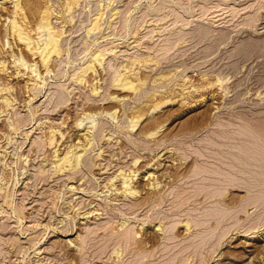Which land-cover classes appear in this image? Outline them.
<instances>
[{
    "label": "rangeland",
    "instance_id": "1",
    "mask_svg": "<svg viewBox=\"0 0 264 264\" xmlns=\"http://www.w3.org/2000/svg\"><path fill=\"white\" fill-rule=\"evenodd\" d=\"M20 1L33 27L46 6L55 8L56 23L68 30L67 42L62 41L68 51L53 60L48 86L31 92L13 53L30 61L39 57L7 31L12 3L0 7V62L7 65L5 70L0 65V81L14 84L9 95L16 97L9 107L0 99V264H36L43 256L45 264H264V184L253 156L264 155L257 148H264V0ZM68 1L74 3V22ZM97 13L105 17L102 29L87 31ZM110 46L120 53L109 52ZM103 47L110 54L105 67L98 64V73L89 72L87 81L75 80L74 70ZM115 68L143 82L120 90L113 81ZM92 81L100 84L99 93L90 90ZM29 92L38 93L31 103ZM112 94L124 95V101ZM116 107L119 122L98 114L99 126L114 130L112 140L97 136V150L72 179L65 172L54 176L50 156L77 139V119L86 110ZM137 115L142 119L130 127ZM51 124L67 131L64 138L58 134V145L47 141ZM99 147L103 152L97 155ZM120 167L137 170L132 182L139 194L111 186ZM147 170L155 172L152 180ZM120 179H114L118 187ZM249 196L261 199L256 203ZM89 207L97 212L88 215Z\"/></svg>",
    "mask_w": 264,
    "mask_h": 264
},
{
    "label": "bare ground",
    "instance_id": "2",
    "mask_svg": "<svg viewBox=\"0 0 264 264\" xmlns=\"http://www.w3.org/2000/svg\"><path fill=\"white\" fill-rule=\"evenodd\" d=\"M8 1H10L12 4H10V5H12V7H13V9H12V14L11 15H6V18H7V23H6V29H7V31L9 32V33H12V35L14 34L15 36H17L16 38L17 39H19V41L20 42H22L24 45H25V47L31 52V53H33L34 54V56L35 57H39L38 59L36 58V59H32V61H30V60H28V58L27 57H24V55L23 54H20L19 56H17V54L14 52L13 53V55H14V57H15V64H17L16 66L18 67H16L17 68V71H18V73H20V74H22V75H24V76H26L27 77V79H26V84H27V86L26 87H28L29 86V89L31 88V92L34 90V89H36V91L39 89V88H43L45 85L46 86H48L46 83L48 82L47 81V74L49 73V74H51V72L53 71V66H52V62H53V60L55 59V58H59L60 57V59H61V57L64 55V53L66 52V50L67 49H65V46L62 44L63 42L62 41H64L63 39H67L68 37H67V35L65 34V27H63V26H65V22L66 21H64V23H62V24H64L63 26H61V25H59V24H57L56 22H57V20L56 19H54V17H59V16H57L56 14H54V11H55V8H51L50 7V5L49 6H46V8L43 10V12H42V15H41V19H40V21L37 23V25H36V27H33V26H31L32 24L31 23H29V21H28V19H27V14H26V12H25V9H24V6L21 4V1L20 0H0V7H1V9L3 8H6L7 7V5H6V3L8 2ZM53 1V0H52ZM79 0H74V3L76 2H78ZM173 1H175V0H173ZM41 2V1H40ZM54 2V1H53ZM53 2H51V3H53ZM69 2V1H68ZM71 2H72V0H71ZM46 3V2H45ZM70 3V2H69ZM74 3L73 4H68V8L67 9H69L68 11H69V16L71 15V18H72V9H73V5H74ZM175 3V2H174ZM47 4H49V3H47ZM54 4V3H53ZM67 4V2L65 3V5ZM102 4V3H101ZM176 5H177V3H175ZM64 5V6H65ZM77 5V4H76ZM80 5V4H79ZM78 5V6H79ZM53 6V5H52ZM78 6H76V7H78ZM174 6V5H173ZM60 7V6H59ZM63 7V6H62ZM172 7V6H171ZM43 8V7H42ZM108 8V7H107ZM175 8V7H174ZM174 8H172V10L174 9ZM235 8V7H234ZM65 9H66V7H65ZM119 9V8H118ZM156 9V8H155ZM58 10H60V12H61V9H58ZM114 10V9H113ZM66 11V10H65ZM68 11H67V13H68ZM71 11V12H70ZM117 11V10H116ZM175 11V10H174ZM4 12V11H3ZM62 12H64L63 10H62ZM61 12V13H62ZM98 12V11H97ZM118 12V11H117ZM57 13V12H56ZM65 14V13H64ZM213 14V13H212ZM0 15H2V13L0 12ZM18 15H21V17H22V19L20 18L19 19V17H18ZM58 15H59V13H58ZM61 15V14H60ZM211 15V14H210ZM207 16V15H206ZM62 17V16H61ZM66 17V16H65ZM103 17V16H102ZM105 17H103V18H101V14L100 13H97V14H95L94 15V17H93V19H92V21H91V25L87 28V31H97V29H99V28H101V19H104ZM73 21L72 22H74V16H73ZM205 19H207V18H205ZM209 19V18H208ZM63 20V19H62ZM105 20V19H104ZM61 21V20H60ZM213 21H215V20H213ZM63 22V21H62ZM104 22V21H103ZM208 22V21H207ZM247 22V21H246ZM69 23V22H68ZM216 23V22H215ZM31 24V25H30ZM105 24H106V22H105ZM66 25H67V23H66ZM204 25V24H203ZM207 26V25H206ZM205 25H204V27H206ZM33 27V28H32ZM208 27V26H207ZM210 27V26H209ZM208 27V29L210 30V28ZM68 28V27H67ZM103 28H104V25H103ZM212 28V27H211ZM102 29V28H101ZM100 29V30H101ZM185 30V29H184ZM68 31V30H67ZM66 31V32H67ZM102 31V30H101ZM33 32H34V34L35 33H37V35L36 36H34L33 35ZM100 32V31H99ZM186 32V31H185ZM71 33H73V32H71ZM91 33V32H90ZM89 34V33H88ZM14 35H13V37H14ZM65 35H66V37H65ZM105 36V35H104ZM141 38H142V36H141ZM258 38V37H257ZM65 39V41H64V44H65V42H67V40ZM258 39H260V38H258ZM69 40V39H68ZM248 40V39H247ZM244 41V40H243ZM260 41V40H259ZM6 42H7V44L8 45H12V41L9 39V36L6 38ZM5 42V43H6ZM248 42H250V41H248ZM238 44V43H237ZM264 44V43H263ZM68 46H69V43H68ZM116 46V45H115ZM115 46H113V47H111V48H109V52H112V51H114V52H116V49H115ZM254 47H255V45H253ZM243 47V46H242ZM104 48V47H103ZM118 48H119V46H118ZM250 48V47H249ZM105 49V48H104ZM104 49H97V50H95V51H93L92 53H91V56H90V58L87 60V61H85L83 64H81V65H79L75 70H74V72L72 73L73 75V78L75 79V80H79V81H81V82H84V81H87V75L89 74V72H97V69H98V64L100 65V67L102 66V67H105V65L103 64V62H104V60H105V58H106V55L108 54L107 52L108 51H106V49L104 50ZM123 49V48H122ZM253 49V48H252ZM248 50V49H247ZM255 50V49H254ZM68 51V50H67ZM259 51V50H258ZM70 52V51H69ZM118 52L119 51H117L116 53L118 54ZM122 52V51H121ZM115 53V54H116ZM120 53V52H119ZM125 53V52H124ZM247 53V52H246ZM108 55H110V54H108ZM133 56H134V54H133ZM113 57V56H112ZM135 57H137L136 55H135ZM139 58V57H138ZM156 60H157V58L156 57H154ZM134 59V58H133ZM140 59V58H139ZM145 59V58H144ZM58 60V59H57ZM135 60H137V59H135ZM141 60V59H140ZM151 60H152V58H149V59H147V61L148 62H150L151 63ZM156 60H154V61H156ZM159 60V59H158ZM110 61H111V58L109 59V61H108V63H109V65H110ZM130 61H131V59H130ZM134 61V60H133ZM138 61V60H137ZM137 61H135V62H137ZM147 61H145L146 63H148ZM153 61V62H154ZM160 61V60H159ZM158 61V62H159ZM141 62V61H140ZM140 62L137 64V65H139V67H140ZM152 62V63H153ZM157 62V61H156ZM2 63L3 64H5L6 62H4V60L2 61ZM2 63L0 62V65H1V67L3 66L2 65ZM129 63V62H128ZM124 64V65H128L127 67H129V64ZM132 63H134V62H132ZM132 63H130L131 65H134V64H132ZM142 63V62H141ZM154 64V63H153ZM122 65V64H121ZM144 65V64H143ZM145 65H147V64H145ZM150 65H152V64H150ZM158 65V64H157ZM6 67H7V65H5ZM5 66H3L2 67V69H4L5 70ZM113 66V65H112ZM142 66V65H141ZM149 66V65H148ZM152 66H154V65H152ZM101 67V68H102ZM107 67V66H106ZM115 67V66H114ZM121 67V66H120ZM138 67V68H139ZM146 67V66H145ZM109 68V67H108ZM107 68V69H108ZM132 68V66H130V69ZM137 68V67H136ZM151 68H153V67H151ZM21 69H25L23 72L21 71ZM55 69V68H54ZM104 69V68H103ZM116 70L114 71V73H113V81H114V83H115V85L117 86V88H119L120 90H126V89H128V88H137V86H138V84L139 83H142L143 81H141V80H139L140 82L138 83L137 81H136V79L134 78H132V77H130V74L128 73V71L127 70H125V71H122V70H120V68H115ZM123 69V68H122ZM139 70V69H138ZM8 71V70H7ZM108 71H110V70H108ZM131 71V70H130ZM54 72V71H53ZM98 73V72H97ZM100 73V72H99ZM134 73V72H133ZM133 73H131V74H133ZM137 73V72H136ZM160 73V72H159ZM201 73H204V72H201ZM96 74V73H95ZM161 74H163V73H161ZM178 74V73H177ZM16 75V74H15ZM19 75V74H18ZM98 75V74H97ZM108 75V74H107ZM134 75H136V74H133V76ZM139 75V74H138ZM186 75V74H185ZM207 75V74H206ZM23 76V77H24ZM137 76V75H136ZM162 77V76H161ZM164 77V76H163ZM181 77H182V75H181ZM184 77V76H183ZM182 77V78H183ZM9 78V77H8ZM99 78V77H98ZM186 77H184V79H185ZM138 79V78H137ZM142 79V78H141ZM163 79V78H162ZM189 78H187V80H188ZM165 80V79H164ZM178 80V79H177ZM182 80V79H181ZM187 80H186V82L185 83H188L187 82ZM193 80V79H192ZM216 80H220V82L222 81V78H221V76H218V78L216 79ZM97 81V80H96ZM159 81V80H158ZM176 81V80H175ZM182 81H184V80H182ZM182 81H180V82H182ZM191 81V80H190ZM189 81V82H190ZM223 81H225V80H223ZM108 80H107V84H108ZM160 82V81H159ZM178 82H179V80H178ZM218 82V81H217ZM92 83V89L90 88V90H93V92H97V93H99V91H100V87H99V85L96 83V82H91ZM110 83V82H109ZM169 83V82H168ZM173 83H175V82H173ZM191 83V82H190ZM209 83V82H208ZM223 83V82H222ZM48 84H49V82H48ZM164 84V83H163ZM166 84V83H165ZM184 84V83H183ZM192 84V83H191ZM213 84V83H212ZM13 85L14 84H9V83H3V81H0V99H2L5 103V105L6 106H13L14 105V98H16L15 96L14 97H12V96H10L9 95V92L11 91V89L13 88ZM114 85V86H115ZM146 85V84H145ZM156 85V84H155ZM171 85V84H170ZM195 85V84H194ZM209 85V84H208ZM210 85H211V83H210ZM108 86V85H107ZM159 86V85H158ZM173 86V85H172ZM171 86V87H172ZM177 86V85H176ZM182 86V85H181ZM186 86V85H185ZM201 86V85H200ZM203 86V85H202ZM206 86V85H205ZM104 87V86H103ZM109 87V86H108ZM170 87V86H169ZM220 87H222L221 85H220ZM15 88V87H14ZM107 88V87H106ZM140 88V87H139ZM159 88V87H158ZM157 88V89H158ZM161 88V87H160ZM159 88V89H160ZM191 88V87H190ZM225 88V87H224ZM28 89V90H29ZM33 89V90H32ZM45 90V93L42 95V96H44L45 95V98H47L48 99V94L46 95V89L47 88H44ZM102 89V88H101ZM108 89V88H107ZM156 89V88H155ZM157 89H156V92H158L157 91ZM197 89H198V87H197ZM200 89V88H199ZM165 90V89H164ZM180 90H182V89H180ZM180 90H179V93H181L180 92ZM184 90V89H183ZM186 90V89H185ZM50 91V90H49ZM54 91V90H53ZM138 91V90H137ZM140 91V90H139ZM138 91V92H139ZM163 91V90H162ZM189 91V90H188ZM8 92V93H7ZM144 92V91H143ZM151 92H152V90H151ZM155 92V93H156ZM160 92H161V90H160ZM172 92V91H171ZM185 92V91H184ZM35 94L33 95V96H31L30 94V92H29V95H30V99L28 100V102L29 103H31L32 102V100H34V98H35V96H37V94L38 93H36V92H34ZM52 93V92H51ZM50 93V94H51ZM72 93V92H71ZM102 93V92H101ZM135 93H136V91H135ZM141 94V97L143 96L142 95V91L140 92ZM145 93H147V91L145 92ZM11 94V93H10ZM49 94V95H50ZM89 94V93H88ZM186 94H187V92H186ZM12 95H14L13 93H12ZM61 95V94H60ZM126 95V94H125ZM139 94H137L135 97H137ZM148 95H150L149 93L146 95V96H148ZM69 96V95H68ZM78 96V95H77ZM91 96V95H90ZM39 97V96H38ZM111 97L112 98H115V99H117V100H123L124 98H125V96L124 95H121V96H119L118 94H112L111 95ZM141 97H140V99H141ZM41 98V97H40ZM45 98H42L41 100H44ZM59 98V97H58ZM61 98V97H60ZM64 98V97H63ZM88 98V97H87ZM128 98V97H127ZM144 98V97H143ZM147 99H148V97H147ZM46 100V99H45ZM145 100H146V98H145ZM124 101V100H123ZM137 102H138V99H137ZM144 102V101H143ZM146 102V101H145ZM168 102V101H167ZM46 103V102H45ZM166 103V102H165ZM44 104V103H43ZM160 105V104H159ZM159 105H157V106H159ZM139 106V105H138ZM157 106H155V107H157ZM81 107V106H80ZM135 108V107H134ZM132 109V108H131ZM153 109V108H152ZM3 110V109H2ZM117 107L116 108H114V109H107V110H97V111H87L86 110V112L83 114V116L82 117H79L78 119H77V121H76V125H77V128L79 129V130H77L76 129V131L75 132H77V134L75 135L76 137H77V139H75V141H73V142H70V143H68L67 142V145H64V144H66V143H64V144H62V146H66L65 147V149H64V152H62V153H60L59 151H60V149H58V146L54 149V155L53 156H50V157H53L52 159H51V162H52V168L54 169L53 170V175L55 176V174L54 173H57V172H65V173H69L68 175V177L70 178L71 176V173H74L75 172V174H76V171H81V169L86 165V163H87V161H88V159H90L89 158V152H91V150H93L94 149V151H95V149L96 148H94L95 147V144H96V139H97V136H106V138H108V140H110L111 138L110 137H112V134H113V131H109V132H105V131H107V129L105 130V128H103V127H101V125L99 126V124H98V114L100 113H103V112H105L106 114H110L112 117H116V116H118L117 115ZM154 110V109H153ZM157 110V109H156ZM263 110V109H262ZM260 111V110H259ZM13 112V111H12ZM30 112V111H29ZM6 113V112H5ZM8 113H9V111H8ZM104 114V113H103ZM70 115V114H69ZM125 115V114H124ZM12 116V115H11ZM143 116V115H142ZM141 117V115H137V117L135 118H131V123H130V127H135L136 125H137V123H138V121L139 120H141L142 118H140ZM7 118V117H6ZM117 118V117H116ZM119 118V117H118ZM117 118V119H118ZM116 119V120H117ZM7 120H9V119H7ZM49 120V119H48ZM112 120V119H111ZM118 122H119V119L117 120ZM11 122V121H10ZM10 122H9V124H10ZM120 122H122V121H120ZM11 124H12V127H13V122H11ZM50 124V123H49ZM55 124V123H54ZM54 124H51L50 125V129H49V135H48V143L49 144H55V145H58V143H59V137H58V134H60V137L62 138L64 135H65V132H67V131H63V129L60 127V126H58V125H54ZM122 124V123H121ZM129 124V123H128ZM125 125V124H124ZM102 126H104V125H102ZM120 126V125H119ZM262 127V126H261ZM48 128V127H47ZM47 128H45V130L47 129ZM107 128V127H106ZM264 128V127H263ZM81 129H82V131H81ZM134 129V128H133ZM254 129V128H253ZM12 130V129H11ZM41 130V129H40ZM44 130V129H43ZM44 130V131H45ZM255 130V129H254ZM253 130V131H254ZM263 130V129H262ZM261 130V131H262ZM256 131H257V129H256ZM260 131V130H259ZM43 132V131H42ZM74 132V131H73ZM72 132V133H73ZM153 132H156V130L155 131H151V133L150 134H152ZM40 133V132H39ZM46 133V132H45ZM260 133V132H259ZM258 133V134H259ZM263 133V132H262ZM261 133V135H264V134H262ZM69 134V133H68ZM45 135V134H44ZM43 135V136H44ZM133 135H135V134H133ZM260 135V136H261ZM42 136V137H43ZM74 135H72V137H73ZM65 137V136H64ZM63 137V138H64ZM72 137H71V139H72ZM129 137V136H128ZM261 137H263L264 138V136H261ZM260 137V138H261ZM60 138V139H61ZM135 138V137H134ZM140 138V137H139ZM139 138H137V139H139ZM67 139V138H66ZM65 139V140H66ZM157 139V138H156ZM15 140V139H14ZM62 140V139H61ZM74 140V139H73ZM112 140V139H111ZM261 140H263V139H261ZM33 141H35V139L33 140ZM119 141V140H118ZM65 142V141H64ZM30 143V142H29ZM256 143V142H255ZM258 143H259V141H258ZM257 144V143H256ZM107 145V144H106ZM120 145V144H119ZM53 146V145H52ZM61 146V147H62ZM121 146V145H120ZM251 146H253V145H251ZM251 146H249L250 148H251V152H253L252 151V147ZM256 145H254L253 147H255ZM258 146H259V144H258ZM59 147H60V145H59ZM96 147H97V145H96ZM100 148V149H99ZM98 149V151L96 152L97 153V155H100V154H102V152H103V147H99ZM102 148V149H101ZM257 148H259L258 150H260V149H264V148H262V146L261 147H257ZM114 149V148H113ZM118 149V148H117ZM165 149V148H164ZM97 150V149H96ZM170 150V149H169ZM248 150H249V148H248ZM246 152V151H245ZM248 152V151H247ZM257 152V151H256ZM259 152V151H258ZM257 152V153H258ZM92 153H94V152H92ZM260 153V152H259ZM250 154V153H249ZM255 154V153H254ZM261 154V153H260ZM91 155V154H90ZM160 155V154H159ZM158 155V156H159ZM253 155V154H252ZM259 155V154H258ZM23 156V155H22ZM253 156H255V162H257V161H259V162H257L258 163V165L261 167V168H259L258 170L257 169H254L255 170V172L258 174V175H260L261 177V183L262 184H264L263 183V181H264V155L263 156H260L259 155V157H256L257 155H253ZM28 157V156H27ZM91 157V156H90ZM114 157V156H113ZM140 157V156H139ZM157 157V156H156ZM179 157V156H178ZM23 158H24V156H23ZM49 158V157H48ZM171 158V157H170ZM25 159V158H24ZM105 159V158H104ZM138 159V157L136 158V160ZM27 160V159H26ZM45 160H47V159H45ZM135 160V159H134ZM135 160V161H136ZM43 161H44V159H43ZM90 161V160H89ZM121 161V160H120ZM138 161V160H137ZM136 161V162H137ZM48 162H49V160H48ZM99 162V161H98ZM254 161H253V163H255ZM90 164V163H89ZM256 164V163H255ZM102 165V164H101ZM257 165V166H258ZM104 166H105V164H104ZM107 166V165H106ZM105 166V167H106ZM121 166V165H120ZM150 166H151V164H150ZM154 166H155V164H154ZM99 167V166H98ZM104 167V168H105ZM158 167V166H157ZM49 168H50V166H49ZM51 168V169H52ZM85 168V167H84ZM108 169V168H107ZM103 170H105V169H103ZM128 170V169H127ZM125 168H119V170L117 171V169H116V173H114L113 175L112 174H109V175H112L110 178H111V186H113V187H115L116 188V190H117V188H118V192L119 193H121L120 191L123 189L124 191H129L128 192V194L129 193H137V194H139L138 193V189H137V187L135 186L136 184H135V182L133 183L132 182V180L134 179V176L135 175H137V173H136V171L137 170H134L132 173H131V171H127ZM132 170V169H131ZM24 171V170H23ZM22 171V172H23ZM85 171V170H84ZM100 171H102V170H100ZM107 171V170H106ZM104 172V171H103ZM111 172V171H110ZM109 172V173H110ZM114 172V171H113ZM140 172V171H139ZM160 172V171H159ZM78 173V172H77ZM75 174H73V176L75 175ZM145 174V173H144ZM57 175V174H56ZM146 178H149V179H151L152 180V178H150V177H152V176H154L155 175V172H152L151 170H147L146 171ZM222 176V175H221ZM1 177H3V175H1L0 176V178ZM75 177V176H74ZM99 177V176H98ZM116 177H120L121 179H122V184H121V186H120V184H118L120 187H118L117 185H116V182H115V180L114 179H116ZM102 178V177H101ZM100 178V179H101ZM135 178H137V176H135ZM70 179H72V177L70 178ZM120 179V180H121ZM3 180V179H2ZM83 180V179H82ZM81 180V181H82ZM135 180V179H134ZM157 180V179H156ZM18 181V180H17ZM54 181V180H53ZM68 181V180H67ZM78 181V180H77ZM4 182V181H3ZM152 182V184H150ZM149 184L150 185H152L153 186V188L154 187H156V186H158V185H156L155 186V183H154V181H151ZM120 183V182H119ZM133 183V184H132ZM25 183H23V185H24ZM67 184V183H66ZM71 184H73V183H71ZM148 184V185H149ZM157 184H159V183H157ZM161 184V183H160ZM6 185V184H5ZM22 185V186H23ZM30 185V184H29ZM70 185V184H69ZM101 185V184H100ZM105 185V184H104ZM109 185V184H108ZM149 185V186H150ZM70 187H74V186H71L70 185ZM81 187V186H80ZM164 187V186H163ZM1 188H3V186H2V183H1V186H0V189ZM10 188V187H9ZM119 188H120V191H119ZM122 188V189H121ZM64 189V188H63ZM111 189V188H110ZM168 189V188H167ZM218 189V188H217ZM103 190V189H102ZM122 190V191H123ZM151 190V189H150ZM158 190H160V189H158ZM63 191V190H62ZM86 191V190H85ZM92 191H94V190H92ZM115 191V190H114ZM137 191V192H136ZM167 191V190H166ZM218 191H220L219 189H218ZM97 192V191H96ZM100 192V191H99ZM212 192V191H211ZM216 192V191H215ZM220 192H222V191H220ZM264 192V191H263ZM262 192V194H264ZM88 193V192H87ZM159 193V192H158ZM219 193V192H218ZM43 194V193H42ZM108 194V193H107ZM125 195H128V194H126V192L124 193ZM123 194V195H124ZM224 194V193H223ZM257 194V193H256ZM255 194V195H256ZM117 195V194H116ZM43 196V195H42ZM129 196V195H128ZM134 196V195H133ZM156 196H157V194H156ZM155 196V197H156ZM259 196V194L257 195V197ZM263 197H264V195H262ZM108 197V196H107ZM160 197V196H159ZM250 197V199L252 200V202H256L257 200L259 201V199H261V198H258L257 199V197L255 196V197H252V196H249ZM261 197V196H260ZM167 198V197H166ZM166 198H165V200H166ZM169 198V197H168ZM247 199V198H246ZM249 199V198H248ZM147 200V199H146ZM153 200V199H152ZM168 200V199H167ZM251 200H249V203H250V201ZM4 201V200H3ZM2 201V202H3ZM72 202V201H71ZM131 202V201H130ZM251 202V203H252ZM133 203V202H132ZM247 203H248V201H247ZM256 203H258V202H256ZM106 204V203H105ZM94 205V204H93ZM4 206V202H3V205H2V207ZM6 206V205H5ZM156 206H158V205H156ZM1 207V206H0ZM76 207V206H75ZM244 207H246V206H244ZM161 208V207H160ZM242 208V207H241ZM4 209V208H3ZM140 209V208H139ZM155 209V208H154ZM159 209V208H158ZM244 210H246L247 211V208H243ZM1 210V209H0ZM8 210V209H7ZM96 209L95 208H88L85 212L86 213H88V215L90 214V215H92V213H96L97 211H95ZM5 211V210H4ZM15 211V210H14ZM102 211V210H101ZM8 212V211H7ZM99 212V211H98ZM2 213V212H1ZM85 213V214H86ZM101 214V213H100ZM87 215V216H88ZM102 215V214H101ZM128 215V214H127ZM97 216V215H96ZM134 216V215H133ZM18 217H20V216H18ZM91 217V216H90ZM102 217V216H101ZM195 217V216H194ZM88 218V217H87ZM95 218H98V217H95ZM22 219V218H21ZM94 220H96V219H94ZM102 220V219H101ZM127 218L126 219H123L122 221H121V223L123 224V226H125V224H127V223H129V221L127 222ZM162 220V219H161ZM189 220V219H188ZM89 221V220H88ZM98 221V220H97ZM100 221V220H99ZM98 221V222H99ZM95 222V221H94ZM166 223V222H165ZM172 223V222H171ZM186 223H187V221H186ZM188 223H190V220H189V222ZM152 224V223H151ZM158 225H157V229H161V231H162V229H164V227H163V225H162V223L161 222H159L158 221V223H157ZM164 224V223H163ZM261 224V223H260ZM92 225V224H91ZM120 225V224H119ZM167 225V224H166ZM186 225V224H185ZM121 226V225H120ZM141 226H143V225H141ZM168 226V225H167ZM85 227V226H84ZM169 227V226H168ZM187 227H191L190 225L188 226L187 225ZM186 227V228H187ZM86 228V227H85ZM95 228V227H94ZM258 228V227H257ZM260 228V227H259ZM92 229H93V227H92ZM155 229H156V226H155ZM189 229V228H188ZM87 230V229H86ZM190 230V229H189ZM263 230V229H262ZM160 231V232H161ZM165 231V230H164ZM167 231V230H166ZM169 231V230H168ZM158 232V231H157ZM260 232H261V230H260ZM77 233H79V232H77ZM80 233H83V232H80ZM138 233V232H137ZM170 233V232H169ZM174 233V232H173ZM68 234V233H67ZM163 234V233H162ZM80 235H82V234H80ZM79 235V236H80ZM160 235V234H159ZM169 235V234H168ZM84 236V235H83ZM135 236V235H134ZM165 236V235H164ZM133 237V236H132ZM76 238V237H75ZM82 238H84V237H82ZM81 238V239H82ZM165 238H166V236H165ZM69 239V241L70 242H72L73 241V239L70 237V238H68ZM189 239V238H188ZM160 240V239H159ZM37 241V240H36ZM40 241V240H39ZM75 241V240H74ZM84 241V240H83ZM155 241V240H154ZM77 242V241H76ZM151 242H153V241H151ZM158 242V241H157ZM75 243V242H74ZM84 243V242H83ZM72 244H73V242H72ZM78 244H80V243H76V245H78ZM155 244V243H154ZM74 245V244H73ZM75 245V246H76ZM88 245V244H87ZM35 246V245H34ZM79 246V245H78ZM77 246V247H78ZM121 246V245H120ZM76 247V248H77ZM80 247V246H79ZM117 247V246H116ZM42 249V248H41ZM40 249V250H41ZM51 249V248H50ZM79 249V248H78ZM81 249V248H80ZM47 250V249H46ZM114 250V249H113ZM120 251V250H119ZM36 252H41V251H39V249L37 250L36 249ZM42 252H44V251H42ZM114 252V251H113ZM48 254V253H47ZM83 254V253H82ZM118 254V253H117ZM150 254V253H149ZM50 255V254H49ZM39 256V255H38ZM118 256V255H117ZM62 257V256H61ZM140 257V256H139ZM38 258V257H37ZM46 257L45 256H43V257H40V258H38V259H36V261H35V263L36 264H45V263H47L48 262V260H45L44 261V259H45ZM35 259V258H34ZM114 259V258H113ZM115 259H116V257H115ZM76 260V259H75ZM74 261V260H73ZM107 261V260H106ZM104 262V261H103ZM77 263V262H76ZM190 263V262H189ZM188 263V264H189ZM64 264H65V262H64ZM66 264H68V263H66ZM75 264V263H74Z\"/></svg>",
    "mask_w": 264,
    "mask_h": 264
}]
</instances>
